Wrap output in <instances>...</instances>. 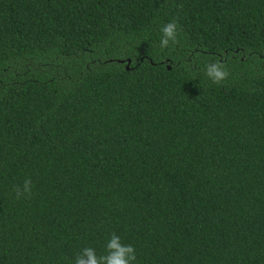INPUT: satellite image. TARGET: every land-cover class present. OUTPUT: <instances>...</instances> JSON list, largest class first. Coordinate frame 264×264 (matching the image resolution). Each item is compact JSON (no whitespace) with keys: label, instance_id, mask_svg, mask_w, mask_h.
<instances>
[{"label":"trees","instance_id":"1","mask_svg":"<svg viewBox=\"0 0 264 264\" xmlns=\"http://www.w3.org/2000/svg\"><path fill=\"white\" fill-rule=\"evenodd\" d=\"M112 233L136 264H264V0H0V264Z\"/></svg>","mask_w":264,"mask_h":264},{"label":"clouds","instance_id":"2","mask_svg":"<svg viewBox=\"0 0 264 264\" xmlns=\"http://www.w3.org/2000/svg\"><path fill=\"white\" fill-rule=\"evenodd\" d=\"M160 47L167 48L169 43H178V25L176 21L169 22L161 28ZM205 75L213 84L219 85L227 79L229 72L219 61L205 65ZM32 182L26 179L23 186H16V198L30 197ZM136 252L132 245L124 244L121 238L112 233L105 244L104 254L98 255L92 247L80 249L74 257L73 264H136Z\"/></svg>","mask_w":264,"mask_h":264},{"label":"water","instance_id":"3","mask_svg":"<svg viewBox=\"0 0 264 264\" xmlns=\"http://www.w3.org/2000/svg\"><path fill=\"white\" fill-rule=\"evenodd\" d=\"M120 61H122V60H120ZM128 62H129V60H128Z\"/></svg>","mask_w":264,"mask_h":264}]
</instances>
